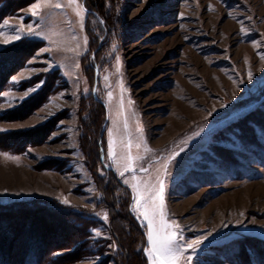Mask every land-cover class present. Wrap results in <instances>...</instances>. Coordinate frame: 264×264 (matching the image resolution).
<instances>
[{
	"label": "rangeland",
	"instance_id": "1",
	"mask_svg": "<svg viewBox=\"0 0 264 264\" xmlns=\"http://www.w3.org/2000/svg\"><path fill=\"white\" fill-rule=\"evenodd\" d=\"M36 3L0 21V54L39 45L0 91V213L24 220L11 260L150 264L134 197L159 177L178 264H264V0Z\"/></svg>",
	"mask_w": 264,
	"mask_h": 264
},
{
	"label": "trees",
	"instance_id": "2",
	"mask_svg": "<svg viewBox=\"0 0 264 264\" xmlns=\"http://www.w3.org/2000/svg\"><path fill=\"white\" fill-rule=\"evenodd\" d=\"M32 1L33 0H0V4H2L0 8V21L5 16L12 15L18 10L24 8L25 6L30 4ZM102 2L103 0H93V3H95V5H97L100 8V9L97 8L98 11H101V12H102ZM86 5H88L90 8L89 4L86 3ZM38 47L39 45H37V43H20L18 46L8 48L0 54V91L2 90L3 83H5L8 77L12 75L15 72V70L22 67L25 61L33 55V53L36 51ZM39 99H40L38 101L39 103L32 106L31 110L33 109L35 110L37 107H39L42 97L39 96ZM93 100L97 101L96 104L100 108H102L104 115L106 116V110H105L104 104L100 100H96L94 98ZM47 132H49V128H47V126H43V127H39V128L32 130V132H24L21 135L19 134V138H22V140H24L25 145H32V146L38 145L37 141L39 140L42 142L43 140H45V138L43 139V137L45 133ZM37 135L39 136V139ZM97 141H96V145H97ZM97 160L101 164L100 152H98ZM109 203H111V205L115 209V206L113 205V201L110 200ZM10 206L11 205L7 207H2L1 210L3 213L2 212L0 213L1 214L0 216H5L4 218L0 220V264H39L40 260L43 257H42V253L38 254V250H39L38 248L36 249L37 250L36 253H32L29 250L25 252L22 255V257L19 259V261H17L16 263L13 262L14 260L13 261L11 260L12 258H11V243L10 242H12L15 239L14 237L17 236L16 233L18 232V229H20L19 227L22 226L21 224L24 223V220L22 218L23 215L20 214L22 212L21 211L22 206L20 204L13 205L12 207ZM118 208L120 211L122 210L121 205L118 206ZM115 212H117V209ZM4 213H8V214H4ZM128 214L133 218V220L136 219L133 216V214L130 213L129 211H128ZM45 215H47L49 219L53 218V215L51 213H47ZM42 220H44V218L39 216L38 221L41 222ZM7 221L9 222V224L5 225V222ZM65 223H67L68 226L71 225L69 224V222H65ZM15 228L17 230H15ZM139 231L141 232L143 238H145L143 229L141 228L139 229ZM75 235H80V233H76ZM118 240H119L121 247H123L124 242L122 241V239L119 237ZM35 241H37V239ZM141 259H142V264H147L146 263L147 260L143 253L141 255ZM135 261L136 262L134 264H141L140 258L139 259L137 258Z\"/></svg>",
	"mask_w": 264,
	"mask_h": 264
},
{
	"label": "snow or ice",
	"instance_id": "3",
	"mask_svg": "<svg viewBox=\"0 0 264 264\" xmlns=\"http://www.w3.org/2000/svg\"><path fill=\"white\" fill-rule=\"evenodd\" d=\"M50 0H37V3L32 5V15H39V5L41 3H49ZM77 0H69L70 4H75ZM59 6V5H57ZM7 22L5 21L3 25H0V29L7 27ZM3 32L0 31V35ZM29 34H39L33 33L31 29L28 33H18L15 39H19L21 35ZM0 131H5L0 129ZM113 153L111 151V146L109 150V155ZM7 155V154H3ZM128 170V169H126ZM124 175V173H120ZM127 183V181H125ZM136 187L139 192L140 189ZM163 193H164V184L163 181L157 177L156 185L146 186L143 192L140 195L134 197V202L142 207L144 211L142 215L144 219L148 221L149 231L147 233L149 244L151 248L144 249L145 253L149 256L150 264H178V256L182 253L180 252L179 247L176 245L177 234L172 231L173 228H179V225L168 224L164 220V210H163ZM151 200V205H148V201ZM63 203H68L67 200L62 201ZM157 211H159V221L155 220ZM104 219H107L105 214ZM201 243V240H196L191 244H188L187 247L195 250L197 246Z\"/></svg>",
	"mask_w": 264,
	"mask_h": 264
},
{
	"label": "water",
	"instance_id": "4",
	"mask_svg": "<svg viewBox=\"0 0 264 264\" xmlns=\"http://www.w3.org/2000/svg\"><path fill=\"white\" fill-rule=\"evenodd\" d=\"M93 96L95 97V92H93ZM104 125H105V124H104ZM103 130H104V127H103ZM129 212H130V213L132 212L131 208L129 209ZM144 253H145V251H144Z\"/></svg>",
	"mask_w": 264,
	"mask_h": 264
}]
</instances>
